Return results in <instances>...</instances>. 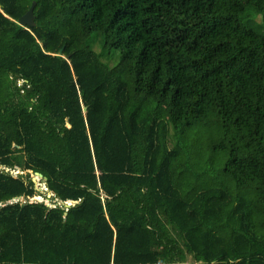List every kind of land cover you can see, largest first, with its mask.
<instances>
[{"label": "trees", "instance_id": "1", "mask_svg": "<svg viewBox=\"0 0 264 264\" xmlns=\"http://www.w3.org/2000/svg\"><path fill=\"white\" fill-rule=\"evenodd\" d=\"M254 19L264 0H0V264H264Z\"/></svg>", "mask_w": 264, "mask_h": 264}, {"label": "rangeland", "instance_id": "2", "mask_svg": "<svg viewBox=\"0 0 264 264\" xmlns=\"http://www.w3.org/2000/svg\"><path fill=\"white\" fill-rule=\"evenodd\" d=\"M253 26L255 27V29L257 31L264 33V26L261 24L260 20L257 21L254 19ZM94 50L99 51V46L95 45ZM102 59L104 61H108L107 60L108 58L105 57L104 55L102 56ZM114 61H115V59L111 58L108 61V63L111 65V64H113ZM190 136H193V135H190ZM194 137H197L195 140L197 146L201 145L202 142H204V133L201 130L199 131L198 134H195ZM168 142H169V145L171 146L172 145L171 138H169ZM203 154H205V157H207V155H206V153H204V151H202V153H201L202 157H203ZM222 163H223V158H222V154H220V153H217L214 155L213 162L212 161L203 162L202 160L197 159L196 154H194L193 160H192L193 165L191 166L189 173L193 177L198 178L197 181L199 183L202 182L201 180H204V179L206 180L207 178H209V179L213 178V179L217 180L219 168L221 167ZM5 170H8V168H5ZM12 170L14 171L13 173H15V174L21 173V171L19 170L18 167H14ZM205 172H206V175L203 176V173H205ZM198 175L200 177V180H199ZM32 176L35 177V184H36V187L38 188V190L40 191L41 197L44 198V194H45L46 198H44V199L47 200L48 202H50V197L52 196L51 192L46 190L44 182L42 181V179H40V177L38 175H36V172L32 173ZM36 198H37V195H36Z\"/></svg>", "mask_w": 264, "mask_h": 264}, {"label": "water", "instance_id": "3", "mask_svg": "<svg viewBox=\"0 0 264 264\" xmlns=\"http://www.w3.org/2000/svg\"><path fill=\"white\" fill-rule=\"evenodd\" d=\"M35 6V1H32L29 8L27 9V11L21 15L18 20L17 23L21 26H34V14H33V8ZM61 52V49L59 50V53ZM36 175H38L39 177H42V174L40 172H36ZM33 181H35V177L32 178ZM44 182V179H42ZM45 183V182H44ZM76 201L70 200L68 202H66V205H70L75 203Z\"/></svg>", "mask_w": 264, "mask_h": 264}, {"label": "built area", "instance_id": "4", "mask_svg": "<svg viewBox=\"0 0 264 264\" xmlns=\"http://www.w3.org/2000/svg\"><path fill=\"white\" fill-rule=\"evenodd\" d=\"M38 200H40L41 198L39 196H37Z\"/></svg>", "mask_w": 264, "mask_h": 264}]
</instances>
